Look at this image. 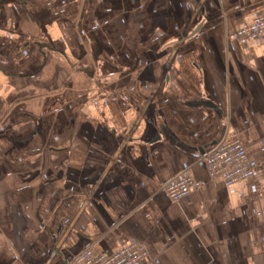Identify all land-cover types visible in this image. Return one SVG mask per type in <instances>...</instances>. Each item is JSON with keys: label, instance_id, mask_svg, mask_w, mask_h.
Returning <instances> with one entry per match:
<instances>
[{"label": "crops", "instance_id": "obj_1", "mask_svg": "<svg viewBox=\"0 0 264 264\" xmlns=\"http://www.w3.org/2000/svg\"><path fill=\"white\" fill-rule=\"evenodd\" d=\"M264 0H0V264L145 245L146 264H264ZM240 139L226 185L200 153ZM204 183L180 201L163 186Z\"/></svg>", "mask_w": 264, "mask_h": 264}, {"label": "built area", "instance_id": "obj_2", "mask_svg": "<svg viewBox=\"0 0 264 264\" xmlns=\"http://www.w3.org/2000/svg\"><path fill=\"white\" fill-rule=\"evenodd\" d=\"M231 42L261 41L264 38V13L230 33ZM200 160L207 168L211 179H221L226 185L250 178L254 169L248 150L240 139H221L200 153ZM204 183L195 180L188 169L167 182L163 189L174 201H180L193 191L202 189ZM148 252L144 244L131 243L114 253H100L87 248L75 256L69 264H146Z\"/></svg>", "mask_w": 264, "mask_h": 264}]
</instances>
